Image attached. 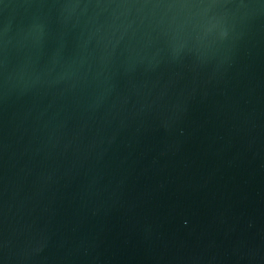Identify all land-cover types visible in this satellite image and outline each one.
Returning a JSON list of instances; mask_svg holds the SVG:
<instances>
[{
	"label": "water",
	"instance_id": "95a60500",
	"mask_svg": "<svg viewBox=\"0 0 264 264\" xmlns=\"http://www.w3.org/2000/svg\"><path fill=\"white\" fill-rule=\"evenodd\" d=\"M0 264H264V0H0Z\"/></svg>",
	"mask_w": 264,
	"mask_h": 264
}]
</instances>
